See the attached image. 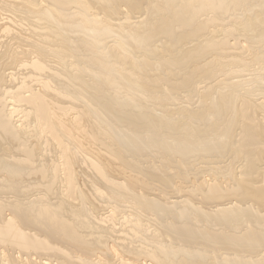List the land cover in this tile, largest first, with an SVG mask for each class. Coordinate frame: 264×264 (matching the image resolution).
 <instances>
[{
    "label": "bare ground",
    "instance_id": "1",
    "mask_svg": "<svg viewBox=\"0 0 264 264\" xmlns=\"http://www.w3.org/2000/svg\"><path fill=\"white\" fill-rule=\"evenodd\" d=\"M0 264H264V0H0Z\"/></svg>",
    "mask_w": 264,
    "mask_h": 264
}]
</instances>
